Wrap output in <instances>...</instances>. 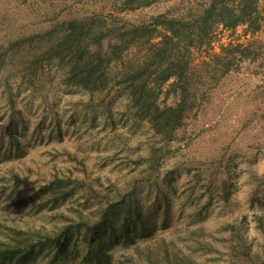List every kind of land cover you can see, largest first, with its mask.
I'll return each instance as SVG.
<instances>
[{
	"label": "rangeland",
	"instance_id": "rangeland-1",
	"mask_svg": "<svg viewBox=\"0 0 264 264\" xmlns=\"http://www.w3.org/2000/svg\"><path fill=\"white\" fill-rule=\"evenodd\" d=\"M98 1L0 0V54L64 17L98 11ZM179 1L157 0L119 16L148 22ZM248 41L257 42V58L220 78L170 142L133 119L117 87L89 93L65 86L53 66L29 71L32 46L15 49L0 69V249L53 233L64 217L89 219L98 205L123 197L138 205L144 224L156 223L152 237L138 240L142 247L157 239L198 264H264V24L254 36L245 26L218 29L211 46L195 51L193 65L222 45ZM139 56L131 49L124 61ZM121 67L113 65V74ZM59 179L73 194L45 200L41 189ZM77 239L78 250L58 261L44 251L0 264H93L85 263V243ZM111 255L110 264H148L132 247Z\"/></svg>",
	"mask_w": 264,
	"mask_h": 264
},
{
	"label": "trees",
	"instance_id": "trees-1",
	"mask_svg": "<svg viewBox=\"0 0 264 264\" xmlns=\"http://www.w3.org/2000/svg\"><path fill=\"white\" fill-rule=\"evenodd\" d=\"M156 1L99 0L98 11L71 14L48 32L11 42L8 51L0 54V69L15 55V49L30 45L33 49L25 58L29 71L53 66L61 72L63 85L89 93L117 87L133 119L146 122L164 141H173L185 122L199 112L209 89L220 78L243 60L257 58L252 49L257 42L222 45L220 53L198 65H193L195 51L211 46L218 29L234 31L245 26V33L254 36L264 24V0H180L152 15L148 22L134 23L119 16V12L148 7ZM135 48L140 56L125 62V56ZM119 63L122 67L114 75L112 67ZM169 98L174 99L172 104L167 102ZM41 191L51 202L74 192L67 179ZM126 200L130 199L122 197L118 202L98 205L89 218L92 220L82 215L64 217L53 233H32L23 243L0 249V260L17 256L21 262L45 251L50 262L58 261L65 251L78 250L80 236L85 243V263L110 264L111 251L123 246L143 252L148 264H198L178 249L169 251L161 240H148L143 247L137 244L154 235L156 223L144 224L138 205Z\"/></svg>",
	"mask_w": 264,
	"mask_h": 264
}]
</instances>
